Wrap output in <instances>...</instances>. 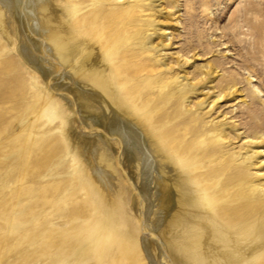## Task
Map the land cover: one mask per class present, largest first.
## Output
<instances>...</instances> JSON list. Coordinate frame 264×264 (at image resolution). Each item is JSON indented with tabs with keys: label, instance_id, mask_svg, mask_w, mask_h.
I'll use <instances>...</instances> for the list:
<instances>
[{
	"label": "bare ground",
	"instance_id": "obj_1",
	"mask_svg": "<svg viewBox=\"0 0 264 264\" xmlns=\"http://www.w3.org/2000/svg\"><path fill=\"white\" fill-rule=\"evenodd\" d=\"M81 1L68 0L67 5ZM145 1L136 0L119 13L122 22L116 25L113 38L102 31L96 16L80 18L74 6L62 8L61 0H0V37L18 57L9 54L0 64V100L11 102L25 80L45 93L44 102L36 97L29 113L18 119L20 127L31 132L32 142L21 135L17 142L8 140L10 132L2 142V148L9 149L5 157L16 172L41 152L47 153L44 163L54 160L55 151L41 142L44 135L38 112L48 118L64 116L62 98L40 86L43 62L51 63L50 67L58 64L66 75L87 82V138L77 134L70 120L63 122L62 135L67 154L87 166L90 195L103 215H87L86 230L51 233L52 245L62 255L57 264H71L67 256L85 243L87 263L140 261L135 222L122 206L131 186L126 184L129 179L141 191L137 216L142 225L148 223L145 233L152 232L143 238L149 264H264V184H253L247 167L237 168L233 177L224 179L227 167L213 166L218 159H212L217 145L224 142L223 132L214 130L208 141L194 144L188 134L199 138L200 131L190 125H173L182 112L168 115L159 107L187 92L178 77L155 75L157 64L143 57L145 51L158 48L152 43L154 34L147 35L141 51L120 53L125 40L136 45L141 41V34L128 33V27L135 28L145 13ZM28 31L39 36L41 43ZM37 51L47 54L44 60ZM155 89L160 97L156 101L146 98ZM99 127L113 138L117 157ZM44 163L39 160L34 165ZM136 205L140 207V200ZM36 236L40 244L44 233ZM118 240L122 242L116 259L111 255ZM46 252L48 248L41 247L32 257Z\"/></svg>",
	"mask_w": 264,
	"mask_h": 264
},
{
	"label": "rangeland",
	"instance_id": "obj_2",
	"mask_svg": "<svg viewBox=\"0 0 264 264\" xmlns=\"http://www.w3.org/2000/svg\"><path fill=\"white\" fill-rule=\"evenodd\" d=\"M61 1L60 6L66 10L74 6L80 18L96 16L102 31L114 38L115 27L122 22L119 13L136 0H83L72 2L70 7L68 0ZM145 4L146 11L135 28L128 27V33L141 34L139 45L125 40L120 53L141 51L147 35L154 34L152 43L158 48L152 53L145 51L143 57L157 64L155 75L178 77L187 92L179 100L162 102L159 107L168 115L182 112L173 125H190L200 131L199 138L188 134L187 139L195 140L194 144L208 141L214 130L223 132L224 142L217 145L212 159H218L213 166L227 167L224 179L233 177L237 168L247 167L253 184H264V0H146ZM29 35L41 43L39 36ZM9 54L18 60L13 47L0 37V64ZM37 55L43 60L47 56L38 51ZM48 64L43 62L41 66L44 79L40 86L62 98L64 116L48 118L45 112L38 115L44 135L41 142L55 151L54 160L44 163L47 153L41 152L16 172L5 157L9 149L2 148L10 132L13 135L8 140L17 142L21 135L32 142L31 132L20 127L18 119L29 113L36 97L44 102L43 89L25 80L11 102L0 100V264H57L56 259L62 255L52 245L51 233L86 230L87 215H103L90 195L87 166L67 154L62 135L63 122L70 120L77 134L87 138V82L66 75L58 64ZM158 97V89L146 96L153 101ZM40 109L44 111L45 107ZM96 129L104 134L117 157L113 138L103 128ZM39 160L44 164L35 166ZM132 183L130 179L126 183L131 186L122 206L137 229V264H149L143 238H149L152 232L145 233L148 223L142 225L137 216L141 191ZM165 192L161 194L164 200ZM139 200L140 207L136 205ZM40 232L44 237L38 244L36 235ZM120 241L112 246L111 256L116 259ZM41 247L48 248V253L33 258ZM66 260L71 264H94L87 263V243L75 248Z\"/></svg>",
	"mask_w": 264,
	"mask_h": 264
}]
</instances>
